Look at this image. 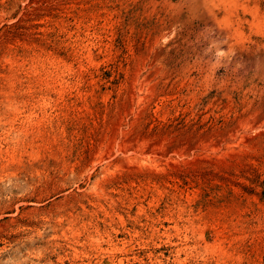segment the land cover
Masks as SVG:
<instances>
[{"label":"rangeland","instance_id":"1","mask_svg":"<svg viewBox=\"0 0 264 264\" xmlns=\"http://www.w3.org/2000/svg\"><path fill=\"white\" fill-rule=\"evenodd\" d=\"M0 264H264V0H0Z\"/></svg>","mask_w":264,"mask_h":264}]
</instances>
